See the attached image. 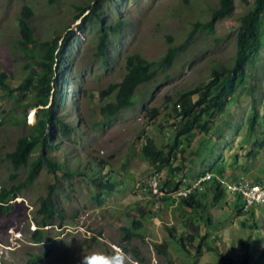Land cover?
<instances>
[{"label": "rangeland", "instance_id": "374dc122", "mask_svg": "<svg viewBox=\"0 0 264 264\" xmlns=\"http://www.w3.org/2000/svg\"><path fill=\"white\" fill-rule=\"evenodd\" d=\"M97 1L0 0V74L7 75L4 84L9 89L0 88V191L26 181L28 168L16 174L7 154L31 133L43 109L35 107L34 92L15 90L29 79L37 85L44 82L40 45L58 37L63 45L70 31L74 34L63 63L54 67L62 79L47 109L76 128L69 138L55 128L50 156L62 165L57 176L43 168L19 198L9 199L10 212L0 215V264H25L37 255L43 257L41 264H221L224 258L233 264H264V206L239 214L243 202L237 195L227 192L216 204L208 192L202 198L205 212L195 213L181 204L182 198H175L176 191L162 197L147 190L155 173L162 186L170 178L186 180L192 187L200 172L211 167L224 169V181L244 176L264 182V25L263 46L225 111L205 117L208 133L197 128L192 137L182 138L184 152L178 154L176 166L183 171L156 168L141 152L147 135L167 152L174 143L173 107L180 97L209 85L214 70L233 67L238 29L253 0H234L233 14L213 21V31L203 26L212 21L220 0H100L96 12L105 26L124 23L120 31L107 32L105 58L97 55L98 21H87L89 12L76 19L83 7H95ZM24 6L35 13L31 26L38 43L27 53L19 46ZM179 47L183 49L173 67L139 89L133 108L109 126L98 125L102 107L113 99L102 100L101 92L123 80L129 56L160 61L170 48ZM254 113L258 121L251 131ZM75 171L85 176L64 177V172ZM105 176L114 191L100 192V205L92 181ZM49 193L61 217L45 228L46 240L37 244V210ZM192 234L196 239L190 241Z\"/></svg>", "mask_w": 264, "mask_h": 264}, {"label": "trees", "instance_id": "16d2710c", "mask_svg": "<svg viewBox=\"0 0 264 264\" xmlns=\"http://www.w3.org/2000/svg\"><path fill=\"white\" fill-rule=\"evenodd\" d=\"M99 1L94 7L87 5L80 10V14L76 16V19H80L82 15L89 12L86 16V20L92 22L98 21L100 28L98 30V56H106V50L110 44L107 32L116 33L122 29L124 23H118L117 26H105L103 19L99 18V14L96 9L99 7ZM248 3L251 0H244ZM254 4L241 19V26L238 29L237 34V52L235 63L232 68L222 67L216 69L213 72V78H215L209 85L203 89L192 92L184 93L179 102L173 107L175 112V126L176 130L174 143L165 152L160 150L154 144V141L148 135L145 138V143L141 150L142 155L150 160L156 168L163 166L170 167L172 172L178 170L183 171V167L176 166L178 160V154L183 153L182 138H190L193 136V132L197 128L205 129L208 133L210 130L206 128L205 117L212 118L217 113L225 111L227 105L231 101L232 97L236 94L238 88L242 86L246 80L248 66L255 60L259 54L262 43V27L264 25V0H253ZM235 9L234 0H220L219 7L212 12V21L206 23L203 28L207 31H213V21L221 20L230 17ZM35 13L32 8L24 6L20 13L19 20V32L21 40L19 43L21 51L27 53L32 48L38 46L36 37L31 26V21L34 18ZM73 32L68 33L67 38L63 45H59L60 37L56 38L52 42L42 43L40 45V59L39 67L41 69L40 76H43L44 82L42 84H36L33 80H27L22 86L15 91H31L36 95L35 107H43L40 111L37 123L31 127V133L28 136L21 137L13 152L7 154V159L12 165L16 174L27 167L28 176L24 183L20 185H13L11 188H3L0 191V215L8 214L11 209L9 199L11 200L19 198V195L24 191L32 180L45 168L49 175L56 177L57 173L62 170V165L58 164L53 157L50 156L54 152L55 146L52 142L55 128H58L65 138H69L76 131V128L63 121L61 118L52 117L51 113L53 109L49 110L47 107L50 104V98L52 97V90L58 87V81L62 79L61 72H56L54 67L63 63V53L67 41L73 36ZM183 47L170 48L163 59L160 61H148L140 54H134L127 58L126 67L127 73L123 80L118 84L110 85L106 90L101 92V99L107 100L113 98L101 109L102 121L98 123L99 126L105 127L114 123L123 111L129 110L135 106V98L139 89L145 85H148L157 80V77L165 70H169L173 67V64L177 58V54ZM61 68V67H60ZM6 74H0V88L9 90L4 84ZM14 92V91H10ZM54 94V93H53ZM198 96L196 100L193 96ZM56 97H59V90L55 93ZM157 111H154V116H157ZM258 121L257 113H254L250 119V130L253 131ZM2 122L0 123V126ZM51 131V133H48ZM38 151L40 154L34 156ZM253 152H250V156ZM176 166V167H175ZM214 171V172H211ZM210 172V174H218L224 178V169L216 170L211 167L210 171L200 172V178L204 177ZM85 174L83 172H64V177L83 178ZM94 187L99 191L95 200L101 205V193L100 192H113L114 186L108 180V178L100 177L92 181ZM164 188H168L169 192L177 191L181 187L191 188V183L186 180L173 181L168 179L163 185ZM54 188V185L50 186ZM212 193L213 200L216 204H219L226 196L227 191L224 186L215 177L210 181H205L201 184V187L191 191L188 198L181 197V204L185 208L197 212H205L206 205L203 204L202 198L207 193ZM253 211V210H251ZM250 211V212H251ZM249 212V213H250ZM246 214L242 208L239 210V214ZM37 226L38 229L33 233L34 243L41 244L46 240L45 228L53 225V222L60 215V209L55 204L52 198V193H49L40 204L37 210ZM135 224V223H134ZM138 226L140 223H136ZM195 229V224H192V229ZM129 232V231H128ZM133 235V234H132ZM131 235V236H132ZM129 238V237H128ZM195 235H189V240H195ZM183 245V242H181ZM166 249L167 246L163 245ZM51 248H49L50 250ZM211 250V249H210ZM49 252V251H48ZM201 255L200 246L198 248V254L196 260ZM43 257L40 255L31 257L25 264H41ZM221 264H233L230 259L224 258ZM246 264V262H245Z\"/></svg>", "mask_w": 264, "mask_h": 264}, {"label": "built area", "instance_id": "2783aa9c", "mask_svg": "<svg viewBox=\"0 0 264 264\" xmlns=\"http://www.w3.org/2000/svg\"><path fill=\"white\" fill-rule=\"evenodd\" d=\"M214 177L224 186L227 192L232 193L240 197L243 202V211L250 212L253 209H256L264 205V183L255 184L254 182L249 181L244 176L240 177L238 180L233 182L224 181L214 174L208 173L204 177L200 178L197 183H195L191 188L183 187L182 190H177L172 194H176L175 198L185 197L188 198L191 191L201 187V184L205 181H210ZM152 192L154 195H161L162 197L171 194L167 188L162 189L161 185V176L159 173H155L149 181V188L147 189ZM188 193L187 195H181L182 193Z\"/></svg>", "mask_w": 264, "mask_h": 264}, {"label": "clouds", "instance_id": "9594fccd", "mask_svg": "<svg viewBox=\"0 0 264 264\" xmlns=\"http://www.w3.org/2000/svg\"><path fill=\"white\" fill-rule=\"evenodd\" d=\"M215 176H217L216 175V173L214 174ZM219 176V175H218ZM221 179H223V180H225L226 178V176H224V178L222 177V176H219ZM216 178V177H215ZM264 182H258V183H255V184H263ZM162 189H165V188H163V186H162ZM226 190V189H225ZM229 193V192H228ZM232 194V193H231ZM240 198V197H239ZM241 200V199H240ZM242 201V200H241ZM264 206V205H263ZM261 207V206H260ZM257 209V208H256ZM242 210H243V207H242ZM254 210V209H253ZM244 212V211H243ZM246 213H249V212H246ZM37 230V229H36ZM35 230V231H36Z\"/></svg>", "mask_w": 264, "mask_h": 264}, {"label": "bare ground", "instance_id": "6f19581e", "mask_svg": "<svg viewBox=\"0 0 264 264\" xmlns=\"http://www.w3.org/2000/svg\"><path fill=\"white\" fill-rule=\"evenodd\" d=\"M34 111V110H33Z\"/></svg>", "mask_w": 264, "mask_h": 264}]
</instances>
